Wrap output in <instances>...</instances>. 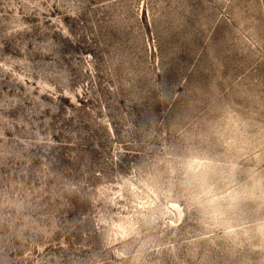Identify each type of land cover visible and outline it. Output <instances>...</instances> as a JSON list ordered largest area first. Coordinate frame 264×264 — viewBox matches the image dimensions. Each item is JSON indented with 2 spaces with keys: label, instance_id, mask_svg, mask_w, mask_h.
Here are the masks:
<instances>
[{
  "label": "rangeland",
  "instance_id": "374dc122",
  "mask_svg": "<svg viewBox=\"0 0 264 264\" xmlns=\"http://www.w3.org/2000/svg\"><path fill=\"white\" fill-rule=\"evenodd\" d=\"M0 264H264V0H0Z\"/></svg>",
  "mask_w": 264,
  "mask_h": 264
}]
</instances>
